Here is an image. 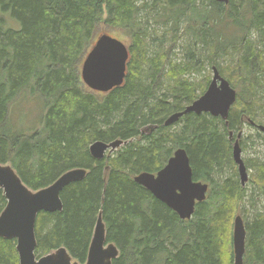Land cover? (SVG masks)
<instances>
[{"label":"trees","instance_id":"1","mask_svg":"<svg viewBox=\"0 0 264 264\" xmlns=\"http://www.w3.org/2000/svg\"><path fill=\"white\" fill-rule=\"evenodd\" d=\"M148 1L0 0V130L7 124L9 106L32 79L33 94L49 104L40 132H0V164H9L32 191L67 170L86 171L83 179L63 188L60 212L37 214V258L62 247L73 261L85 264L101 212L106 242L119 250L112 264H233V218L242 213L247 193L236 179L232 144L245 124L256 131L255 138L264 139L250 123L264 124V47H258L264 44V0H229L226 5L153 0L152 5L161 3L172 12L171 34L184 19L186 33L208 48V59L230 56L227 66H212L237 90L226 122L188 113L169 127L164 120L197 100L210 78L201 84L186 78L200 67L194 57L173 63L166 48L148 56L146 30L137 24ZM8 18L20 28L10 29ZM210 21L225 24L232 38L214 34ZM99 25L124 30L129 38L124 82L101 94L86 89L79 76ZM250 31L257 34L256 41L247 38ZM205 32L212 34L208 43ZM248 139L239 138L241 148ZM115 140L127 144L103 160L90 155L91 143ZM177 148L186 151L193 181L209 185L190 220H180L133 180L141 172L157 173ZM244 164L254 170L248 181L264 194V161ZM228 167L233 176L215 181ZM5 205L0 189V213ZM243 221V264H264V212ZM15 252V240L0 238V264H18Z\"/></svg>","mask_w":264,"mask_h":264},{"label":"water","instance_id":"2","mask_svg":"<svg viewBox=\"0 0 264 264\" xmlns=\"http://www.w3.org/2000/svg\"><path fill=\"white\" fill-rule=\"evenodd\" d=\"M227 4L229 0H216ZM128 60L127 45L106 33L99 35L84 57L79 76L86 89L97 93H108L120 87L125 80ZM212 76L206 90L200 97L164 120L169 127L192 113L196 116L208 114L226 122L230 107L235 103L237 95L231 84L223 78L215 66L211 67ZM257 131L264 134V124L255 125ZM154 128V127H153ZM240 131L233 142L231 157L236 166L241 186L248 181L247 169L241 157L239 138ZM233 133L230 132L229 139ZM127 143L115 140L111 143L96 141L90 144L88 151L96 160H103L107 153L112 154ZM84 169H70L58 176L52 184L32 191L27 188L9 164H0V189L6 205L0 213V238L15 240L18 264H78L64 248L37 258L35 256V221L40 212L56 213L62 210L60 193L68 184L80 181L86 175ZM134 182L144 187L152 197L177 214L180 220H190L195 205L204 202L209 185L193 181L192 171L186 151L177 148L167 159L164 167L157 173L141 172L134 177ZM231 244L233 248V264H243L245 253L246 231L241 216L233 218ZM92 239L88 247L85 264H112L118 257L119 250L113 243L106 242L105 225L101 212L94 224Z\"/></svg>","mask_w":264,"mask_h":264},{"label":"rangeland","instance_id":"3","mask_svg":"<svg viewBox=\"0 0 264 264\" xmlns=\"http://www.w3.org/2000/svg\"><path fill=\"white\" fill-rule=\"evenodd\" d=\"M152 3L153 0L148 1L149 8H147L146 10H141L137 15V24L142 29L146 30L148 36V56H153L157 52L161 51V49L166 48V50H169L171 52V59L173 63L183 64L184 62L188 61V58L190 57L199 59V69L196 72L187 74L186 76V78H189L192 82H195L197 84L204 83L207 77L211 79L212 65L225 67L227 66V64H229L231 58L227 54L220 57L212 56L211 59H208V48L204 47L201 42L196 41L195 38L186 33L185 29L188 24L185 23L184 19L179 20L178 31L174 34H171L169 31L171 27V19H169V17H171L172 12L165 9L164 5L161 3L156 6L152 5ZM7 22L10 29L16 30L20 28L19 23L16 21L8 18ZM209 24V26H213L212 32H214V34H223L227 38V40H230L232 38L234 33L231 29H227L225 24H219L216 26L212 25L213 23L211 21L209 22ZM104 33H106L110 37L116 38L121 42H124L126 45L129 44V38L127 37L124 30L108 28L106 26L99 25L97 36ZM204 34V42L208 43L211 39L210 36H212V34L211 32H205ZM247 38L251 39L252 41H256L257 34L250 31ZM258 47L263 48L264 44L259 43ZM89 49L90 47L86 49V53L83 56V59L87 55V51ZM233 57H235V55H233ZM80 69L81 66L79 68V72ZM34 82L35 79H32L30 82V86L23 90L11 103L8 109V114L6 116L7 124L2 130H0V132L8 133L11 135L23 134L30 136L35 132H40V130H42L44 114L47 110L48 103L40 95H37L36 93L33 94V91H31V83ZM235 91L237 92V90ZM261 116L262 117H260V119L263 121V110ZM173 128L175 129L177 128V126H174ZM241 132V140H245L250 137V139L246 141L245 148H241V157L243 161H264V139L262 141L255 138L256 131H254L252 127H249L246 124L243 125ZM117 150H120V148H118ZM233 172V169H230V167L225 168L224 173L221 176H216L214 180H224L230 176L232 177ZM253 172V169H247V181L249 180ZM236 174V179L237 181H239L237 169ZM243 187L246 190L247 197L243 204V210L240 216L241 218L243 217L249 221L252 219V217H254L255 214L264 212V194L259 193L256 189H254V186L249 181Z\"/></svg>","mask_w":264,"mask_h":264}]
</instances>
